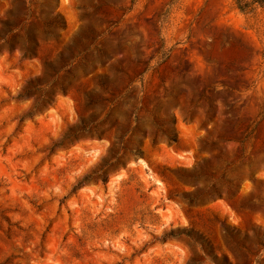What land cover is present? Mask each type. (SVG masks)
<instances>
[{"label":"rangeland","instance_id":"1","mask_svg":"<svg viewBox=\"0 0 264 264\" xmlns=\"http://www.w3.org/2000/svg\"><path fill=\"white\" fill-rule=\"evenodd\" d=\"M0 264H264V6L0 0Z\"/></svg>","mask_w":264,"mask_h":264},{"label":"trees","instance_id":"2","mask_svg":"<svg viewBox=\"0 0 264 264\" xmlns=\"http://www.w3.org/2000/svg\"><path fill=\"white\" fill-rule=\"evenodd\" d=\"M236 3L238 5V8L241 9L242 11L247 10V8L251 5L258 4L261 6H264V0H251L249 3H244L243 0H236ZM30 87H35V85L30 82ZM84 129V124L79 126L76 130L70 129L69 132L66 134V137H70L71 135L75 134L77 130Z\"/></svg>","mask_w":264,"mask_h":264}]
</instances>
